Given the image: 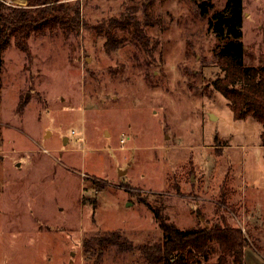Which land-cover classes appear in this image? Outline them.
<instances>
[{
  "label": "rangeland",
  "instance_id": "rangeland-1",
  "mask_svg": "<svg viewBox=\"0 0 264 264\" xmlns=\"http://www.w3.org/2000/svg\"><path fill=\"white\" fill-rule=\"evenodd\" d=\"M60 2L79 3L77 31L2 54L0 264H144L115 246L84 253L112 232L133 246L158 241L140 199L160 200L182 230L240 228L245 264H264V125L237 119L213 86L223 41L208 20L225 0H205L204 14L198 0ZM129 14L144 44L118 32L123 45L107 53L93 27ZM241 41L246 65H264V0H243Z\"/></svg>",
  "mask_w": 264,
  "mask_h": 264
},
{
  "label": "trees",
  "instance_id": "trees-1",
  "mask_svg": "<svg viewBox=\"0 0 264 264\" xmlns=\"http://www.w3.org/2000/svg\"><path fill=\"white\" fill-rule=\"evenodd\" d=\"M202 14L208 12L205 0H198ZM129 14L126 18L109 19L108 23L93 28L103 31L105 51L110 53L121 47L124 38L118 32L127 33L137 45L146 39L139 21ZM243 0H225L223 8L211 14L208 20L215 36L223 41L215 51L217 66L221 72L213 81L214 88L223 97L232 101L234 116H250L264 125V65H246L242 38ZM79 3L60 0H27L25 7L9 6L0 0V72L3 67V52L14 45L19 50H28L27 40L31 36L46 35L47 32L70 31L80 28ZM264 146V133L261 134ZM90 185H96L89 180ZM142 200L153 213V219L161 232L158 241L133 246L119 233L94 237L84 243L85 259L107 247L115 246L120 251L139 252L144 264H245L244 249L247 238L242 230L226 222L198 225L187 230L179 229L169 222L162 202L154 204ZM83 203L95 209L96 200L83 198ZM200 218V217H199ZM216 255L214 262L210 255Z\"/></svg>",
  "mask_w": 264,
  "mask_h": 264
},
{
  "label": "water",
  "instance_id": "water-1",
  "mask_svg": "<svg viewBox=\"0 0 264 264\" xmlns=\"http://www.w3.org/2000/svg\"><path fill=\"white\" fill-rule=\"evenodd\" d=\"M208 116H209V118H214L213 114H210L209 113ZM119 174L122 175V174H124V172L123 171H120Z\"/></svg>",
  "mask_w": 264,
  "mask_h": 264
}]
</instances>
